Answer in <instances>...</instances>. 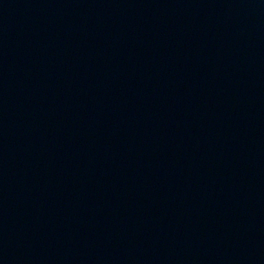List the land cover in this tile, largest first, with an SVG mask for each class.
<instances>
[{"label":"water","instance_id":"95a60500","mask_svg":"<svg viewBox=\"0 0 264 264\" xmlns=\"http://www.w3.org/2000/svg\"><path fill=\"white\" fill-rule=\"evenodd\" d=\"M54 111V0H0V264L42 263Z\"/></svg>","mask_w":264,"mask_h":264}]
</instances>
